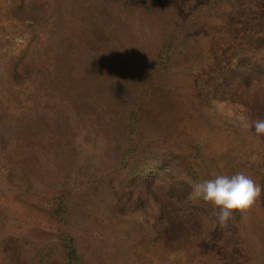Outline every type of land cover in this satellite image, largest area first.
<instances>
[{
	"label": "rangeland",
	"instance_id": "1",
	"mask_svg": "<svg viewBox=\"0 0 264 264\" xmlns=\"http://www.w3.org/2000/svg\"><path fill=\"white\" fill-rule=\"evenodd\" d=\"M254 37L264 0H0V264H264V191L225 224L190 196L241 171L264 189L239 126L264 119V53L224 52Z\"/></svg>",
	"mask_w": 264,
	"mask_h": 264
},
{
	"label": "clouds",
	"instance_id": "2",
	"mask_svg": "<svg viewBox=\"0 0 264 264\" xmlns=\"http://www.w3.org/2000/svg\"><path fill=\"white\" fill-rule=\"evenodd\" d=\"M239 126L245 131H254L257 136L264 135V119L241 118ZM262 191L261 185L241 171L232 175L218 174L213 179L196 182L190 196L210 205L218 222L225 224L235 211L250 208Z\"/></svg>",
	"mask_w": 264,
	"mask_h": 264
},
{
	"label": "trees",
	"instance_id": "3",
	"mask_svg": "<svg viewBox=\"0 0 264 264\" xmlns=\"http://www.w3.org/2000/svg\"><path fill=\"white\" fill-rule=\"evenodd\" d=\"M248 34H249V32H248ZM185 35H186V38H185L186 43H189L192 40V37H194L193 36L194 34L192 35L190 31L186 32ZM244 36H245V38L249 37V36H247L246 33L244 34ZM253 39L254 40H252L250 38V41L245 42V44H243L244 42L241 41L240 46H238L237 48H235L233 46H232L233 47L232 48L231 46H229L226 50H224L225 53H227V52L230 53V56L228 59V64H231L232 67H235V65H236L235 59L236 58H240L241 56H253V55H256L258 52L264 53V41L259 42V40L256 39V37H254ZM178 46H179V41H178V36L176 33L172 38L166 39V41L159 48V51H158L157 57H156V65H155L156 66L155 70L157 71L158 75H162L163 73H166L170 70V68L173 64V61H174V54H175ZM195 47H197V46H195ZM261 60L264 61V58H261ZM222 67H220V68L222 69ZM219 77H220V75H219ZM135 113L136 112L131 114L132 118L133 117L136 118L137 113L136 114ZM55 213L59 217H63V215L65 214V208H64L62 202L59 203L58 205L56 204ZM61 243H62V247L65 251L66 257L68 258L69 261H71V262L72 261H80L78 251L76 248V243L72 237L63 233L61 235Z\"/></svg>",
	"mask_w": 264,
	"mask_h": 264
}]
</instances>
